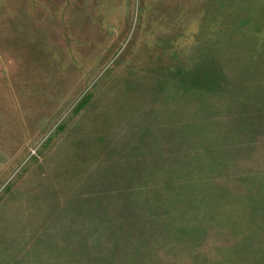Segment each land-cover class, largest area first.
Listing matches in <instances>:
<instances>
[{"label": "rangeland", "instance_id": "1", "mask_svg": "<svg viewBox=\"0 0 264 264\" xmlns=\"http://www.w3.org/2000/svg\"><path fill=\"white\" fill-rule=\"evenodd\" d=\"M0 264H264V0H0Z\"/></svg>", "mask_w": 264, "mask_h": 264}]
</instances>
